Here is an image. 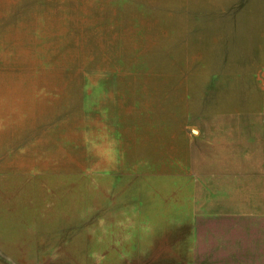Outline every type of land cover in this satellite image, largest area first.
<instances>
[{
	"label": "rangeland",
	"instance_id": "1",
	"mask_svg": "<svg viewBox=\"0 0 264 264\" xmlns=\"http://www.w3.org/2000/svg\"><path fill=\"white\" fill-rule=\"evenodd\" d=\"M0 264H264V0H0Z\"/></svg>",
	"mask_w": 264,
	"mask_h": 264
}]
</instances>
